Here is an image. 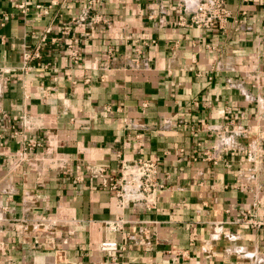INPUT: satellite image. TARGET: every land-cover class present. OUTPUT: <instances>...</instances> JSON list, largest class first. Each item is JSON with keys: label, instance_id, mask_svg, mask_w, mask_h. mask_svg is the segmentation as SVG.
I'll return each instance as SVG.
<instances>
[{"label": "crops", "instance_id": "obj_1", "mask_svg": "<svg viewBox=\"0 0 264 264\" xmlns=\"http://www.w3.org/2000/svg\"><path fill=\"white\" fill-rule=\"evenodd\" d=\"M199 1L0 0V264H264V0L180 25ZM121 157H160L157 205L103 184Z\"/></svg>", "mask_w": 264, "mask_h": 264}, {"label": "built area", "instance_id": "obj_2", "mask_svg": "<svg viewBox=\"0 0 264 264\" xmlns=\"http://www.w3.org/2000/svg\"><path fill=\"white\" fill-rule=\"evenodd\" d=\"M22 12L26 13L30 10L25 3L18 4ZM162 6L161 8H163ZM37 9H42L44 13H48V8H43L41 4H36ZM165 12V10H163ZM232 17L231 11L227 6V0H200L190 15H186L185 11L180 10L178 23L183 26L210 27L215 24H224ZM45 35L43 36V41ZM72 56L74 59L79 57V50L76 46L72 47ZM40 49L34 52L24 50L22 69L27 72L31 70V61L40 58ZM10 82L5 70L0 68V98ZM1 114V110H0ZM120 156V154L118 155ZM160 157L138 158L136 160H127L121 157L119 160L118 173L104 175V185L114 191L119 205L122 208L143 206L152 208L158 203V192L164 187L160 177ZM105 169L99 171L104 172ZM98 176V175H96ZM43 220V219H42ZM241 222L253 223L261 225V221H253L246 217L240 218ZM120 222L112 223L110 228L117 230L121 228ZM117 241H103L101 243L102 250L116 251L118 250Z\"/></svg>", "mask_w": 264, "mask_h": 264}, {"label": "rangeland", "instance_id": "obj_3", "mask_svg": "<svg viewBox=\"0 0 264 264\" xmlns=\"http://www.w3.org/2000/svg\"><path fill=\"white\" fill-rule=\"evenodd\" d=\"M161 182H164V181H162V179H161Z\"/></svg>", "mask_w": 264, "mask_h": 264}]
</instances>
